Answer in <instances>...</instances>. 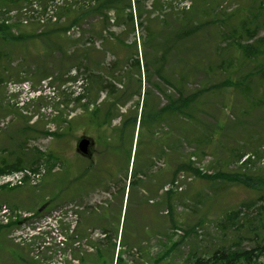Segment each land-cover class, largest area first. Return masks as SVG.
<instances>
[{"label": "rangeland", "instance_id": "rangeland-1", "mask_svg": "<svg viewBox=\"0 0 264 264\" xmlns=\"http://www.w3.org/2000/svg\"><path fill=\"white\" fill-rule=\"evenodd\" d=\"M173 1L177 10L186 8L163 26L164 71L170 77L175 72L187 76L185 94L197 93L187 109L194 119L188 120L187 132L177 131L171 122L173 129L163 123L153 134L170 129L177 137L191 135L193 142L181 143L176 156L193 152L198 172L180 180L182 189L171 186L174 195L167 201L164 187H158L159 178L166 179L165 158L152 145V179L131 188L128 232L120 245L117 222L130 175L120 173L115 182L97 186L78 180L89 165L76 150L87 134L85 100L77 99L81 83L51 76L58 54L49 53L46 40L20 41L21 33L33 27H24L18 14L10 12L11 1L0 0V172L16 170L19 163V169H41L43 174L34 184L0 188V264H80L86 254L96 264L98 249L110 262L120 248L126 264H189V259L219 250L264 246V0ZM96 19L84 17L80 32L89 31ZM188 30L192 33L183 34ZM111 31L117 33V26ZM86 36L99 41L89 32ZM139 37L142 29L125 35L128 41ZM171 81L175 85L166 84L163 91L177 99L175 88L183 87ZM148 85L160 97L159 107L165 106V94ZM138 98L132 101V113ZM141 102L142 97L140 111ZM126 107H119L121 113ZM178 119L176 114L172 118ZM113 125L121 126L119 116ZM126 130L122 145L130 151L132 129ZM101 146L107 150L103 140ZM113 157L116 164H125L121 152ZM111 158L108 153L99 157L101 162ZM141 163L134 172L145 170ZM155 165L159 169L153 170ZM2 206L9 211L4 213Z\"/></svg>", "mask_w": 264, "mask_h": 264}, {"label": "trees", "instance_id": "trees-1", "mask_svg": "<svg viewBox=\"0 0 264 264\" xmlns=\"http://www.w3.org/2000/svg\"><path fill=\"white\" fill-rule=\"evenodd\" d=\"M262 6L263 1L259 3V7ZM58 10L60 13L57 16L58 19L66 18L65 22L49 24L41 32L36 30L28 33L23 32L19 36V40L39 38L41 41L49 42V53L58 54V57L53 58L52 65L55 70L51 76L57 73L56 79L66 76L68 81L81 83L83 93L79 94L77 99L79 102L85 100L82 115L83 122H85L83 129L97 140L98 144H101L100 141L103 140V145L107 149L104 151L112 156L109 162H101L99 157L103 152L98 145L92 148L95 158L88 159L89 165L78 175V180L97 186L117 180L120 173H123L125 178L128 177L132 149L127 151L122 144L126 129L129 127L132 129V144L138 121H140V126L134 166L136 167L142 162L141 164L146 168L143 171L132 172L128 201L131 198L133 186L144 180L152 179L148 172L152 170L151 146L154 144L159 146L157 148V151L160 152L159 156H164L167 162L164 170L166 179L159 178V188H162L165 182L173 181L181 172L186 175H195L198 170L194 161L191 160L194 153L183 152L180 156H176V151L181 148V143L193 142L191 135L184 134L183 138L179 135L177 137L174 130L170 129L160 137L153 134V130L162 126L163 123L165 126L166 124L170 125L173 129L171 122L177 131L187 132L190 126L188 120L194 119L187 109L196 99L197 93L185 94L183 84L186 75L179 73L176 76L177 72L173 73L171 77L167 75L164 71L166 50L162 48L163 44L160 45L166 19L175 17V13L178 12L184 14L185 8L177 10L173 0H87V3L82 5L76 3V0H63ZM89 15L97 17L89 31L80 32L78 37L67 35L68 29L79 26L82 19ZM113 25L117 26V33L111 31ZM139 29H142V37L132 41L125 38L129 31L136 33ZM86 32H89L92 37L99 38V41H94L89 36L85 37ZM186 33L191 34L192 31L183 32V34ZM39 53L43 52L40 50ZM171 80L181 82L183 87V89L175 88L179 95L177 99L166 95L163 91L162 86L175 85ZM149 83H153L154 88L163 92L168 98V103L165 106L159 107L161 99L153 92ZM102 91L106 92L105 98L99 102ZM135 96L139 98L135 102V112L132 113L134 105L132 101ZM129 103L130 107L128 108L126 106ZM91 105L93 108L90 107ZM120 106L126 107L123 113L119 109ZM175 114L180 118L176 122L172 120ZM118 116L121 118V126L115 127L113 121ZM59 117L63 119L61 113ZM120 152L122 157H125L124 165L123 163L116 164L118 159L113 157L118 156ZM148 155H150V161H148ZM15 165L14 168L23 167L19 163ZM125 188L123 192H125ZM173 195L174 191L169 190L166 193V200L170 201ZM169 208L171 210L170 205ZM122 217L121 209L117 222L118 231L122 225L120 245L122 242L125 243L123 241L124 234L125 231L128 232L127 212L123 217V224L121 223ZM113 247L116 248L115 243ZM114 254L109 262L106 254L98 249L96 264H113ZM87 255L80 256L81 264H91L87 260ZM262 255H264V246L255 249L236 248L219 250L209 257L203 256L196 259L194 257L188 262L189 264H264V260L260 259ZM66 264L74 263L69 261ZM116 264H126L122 248L119 250Z\"/></svg>", "mask_w": 264, "mask_h": 264}, {"label": "water", "instance_id": "water-1", "mask_svg": "<svg viewBox=\"0 0 264 264\" xmlns=\"http://www.w3.org/2000/svg\"><path fill=\"white\" fill-rule=\"evenodd\" d=\"M93 143L94 141L91 138L83 136L79 141L77 150L83 155L91 156L90 147Z\"/></svg>", "mask_w": 264, "mask_h": 264}]
</instances>
